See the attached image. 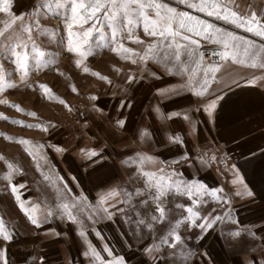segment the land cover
Segmentation results:
<instances>
[{"label": "crops", "instance_id": "obj_1", "mask_svg": "<svg viewBox=\"0 0 264 264\" xmlns=\"http://www.w3.org/2000/svg\"><path fill=\"white\" fill-rule=\"evenodd\" d=\"M169 1L173 2V6L178 10L200 16L222 29L253 41L255 45L264 44V37L218 20L216 17H210L206 12L201 13L198 9L189 8L187 4L181 5L178 0ZM249 4L255 8L260 7L259 0H236V5L241 11H246ZM199 39L200 51L206 47L222 50L219 44L202 37ZM181 59L187 63L188 71L173 68L169 72L163 65L149 60L146 65L139 63L133 67L125 65L116 81L110 79L111 84L103 81L102 88H98L100 91L93 92L98 98L97 107L102 109L103 114L93 109L92 95L76 128V137L68 140L71 146L62 142L55 144L67 149L66 152L53 150V158L57 163V167H54L55 175L64 178L58 185L63 191L62 184L67 183L73 193L83 191L93 202L99 191L97 185L102 181L119 185L126 190L142 188L141 184H132L133 186L131 183L128 184V181L132 180L130 178L132 170L138 172L135 154L151 155L163 161V164H145L146 170L156 171L160 167L168 171L175 169L177 173L182 172L185 179L199 180L210 187H222L224 192L232 197L230 207L213 202L209 197H205L209 200L208 204L195 206L203 215L213 212L225 216L222 222L217 223L207 233H200L199 229L188 230L184 224L180 226L182 236H192V240L187 243L197 253L188 258L189 262L249 264L251 258L256 257L254 264H260L264 260L261 255L264 253V240L260 239L264 237V79H260L264 77V69L237 65L231 61L216 62L221 64V69L217 73V81L212 82L207 99L197 97L187 88L181 89L178 95L167 92L161 95L157 89L178 88L188 80L191 69L196 67L193 60L186 55H182ZM169 66L171 67V64ZM145 67L147 71L141 72ZM205 67L204 64L199 66L197 79L203 78ZM149 72H155L156 76L149 75ZM129 74L135 77V82L127 80ZM253 76L257 79L254 83H249ZM95 89L97 90V87ZM218 90L223 99L217 103L212 117L209 118L208 114L203 112L202 105L207 103L208 99L214 98ZM198 108L200 110L196 111ZM173 111L179 115L169 118ZM185 114L192 118L191 123L184 120ZM120 116L128 118L127 127L124 129L114 127V120ZM144 129L148 131L143 134L144 138H141ZM175 133L183 136V144L170 143L168 137ZM209 139L220 141L232 157V163L221 173L212 172L207 164L200 163L199 150ZM102 146L107 148L105 155L110 156L108 165L97 169L96 172L86 173L85 169L90 166L85 163L80 149L93 147L99 149ZM181 153L191 158V166L187 162L174 163L182 158ZM125 156L127 160H124ZM231 165H235L239 170L244 183L253 191V197L234 195L237 188L232 184L234 176ZM73 176L78 178V184L72 180ZM49 187L47 189L55 191L53 199L42 190L37 191L38 189H34L30 184H25L20 194L26 203L35 202L41 208L45 205L54 206L58 203L57 187L52 185ZM5 195V200L0 202V217H3L9 226L15 227L14 240L6 245L9 264H40L41 256L45 257L46 264H88L87 258L82 255L84 238L78 235L74 225L53 219L40 228H35L27 221L14 197L11 198L10 192H6ZM8 198L12 202H8ZM182 198V202H174V195L169 193L165 206L170 209L176 205L192 206L187 196ZM147 206L155 211V205L151 201ZM181 209L180 214H174L171 218L186 215L183 208ZM225 212H230V216L225 215ZM85 223L88 228V239L101 251L105 259L112 258L103 252V245L107 243L113 251V256H124L127 264H146L149 258L143 254L142 245L151 242V239L147 236L144 240L132 238L129 225L119 214L113 221L101 220L94 226L102 233L103 240L95 235L89 222ZM162 223L167 224L166 229L160 230L158 223L157 236L164 235L169 227L167 221ZM52 228L67 235L56 237L49 233ZM235 229L241 230L240 237L234 235ZM244 229L255 232L256 239L243 232ZM197 235L203 236L198 244ZM177 260L179 264H185L180 256H177Z\"/></svg>", "mask_w": 264, "mask_h": 264}, {"label": "snow or ice", "instance_id": "obj_2", "mask_svg": "<svg viewBox=\"0 0 264 264\" xmlns=\"http://www.w3.org/2000/svg\"><path fill=\"white\" fill-rule=\"evenodd\" d=\"M178 3L187 4L189 8L198 9L201 13L206 12L210 17H216L218 20L226 21L238 28L264 37V0H259V8H255L251 4L247 5L246 11L240 10L236 5V0H178ZM0 13H5L10 17L4 22L3 27H0V56H10L11 66L20 76L18 82L9 78L6 72L7 66L3 60H0V92H3L5 88H15L18 83H27L31 67L30 60L34 61L37 69L46 67L53 62L50 58H46L47 49L38 46L37 42L47 36L50 38L49 43H56L61 26L67 34V50L79 57L75 60L78 67L83 63L84 58L93 52L90 43L93 33L97 30L104 32L105 24L110 33L108 43L111 45V51L124 60H130L132 64L146 65L147 61L152 60L163 65L169 72L173 68L188 71L187 63L181 57L186 55L192 59L196 67L191 69L188 80L178 88L157 89L161 95L166 92L178 95L181 89L187 88L197 97L207 99L212 82L217 81V73L221 69V64L208 63L203 69V78H196L199 66L204 64V53L199 50L201 42L199 38L201 37L222 46V50L219 52L222 62L231 61L237 65L264 69V44L255 45L253 41L247 40L235 32L222 29L200 16L178 10L177 7L165 0H32L30 9L19 15L12 13V0H0ZM53 17L59 21V24L51 26L42 23L43 20ZM141 26L143 32L153 38L151 42L146 43L135 34L137 28ZM125 38L134 43L145 45L143 51L140 52L136 48L126 46L123 43ZM63 42V40L60 41V43ZM83 71L88 73L90 69L84 67ZM144 71H147L146 67L141 69V72ZM93 75L109 84L112 83L109 77L101 75L99 72H94ZM149 75L156 76V73L149 72ZM256 79L257 77L253 76L248 82L254 83ZM260 79H264V77H260ZM127 80L135 82V77L129 74ZM220 82L223 83V81ZM232 82L235 83L234 80ZM39 87L50 92L46 84H40ZM73 91H76L74 86ZM91 99L94 101L93 109L103 114L102 109L97 107L98 98L93 95ZM221 99L223 97L218 90L214 98L208 99L207 103L202 105L203 112L207 113L209 118L212 117L213 110L216 109L217 103ZM61 102L63 103V101ZM0 103H6V101H0ZM12 106L22 110L18 104ZM66 107L71 111L70 106L66 105ZM199 110V108L196 109V111ZM29 114L36 115L35 112ZM177 115L179 113L173 111L169 114V118ZM0 118L9 119L3 113H0ZM184 120L192 122V118L187 114L184 115ZM16 122L25 123L22 120ZM127 124L126 116H120L114 120L116 129H124ZM50 126V124L41 123L28 125V127L42 128L43 131H48ZM85 126H87V121H85ZM147 131V129L143 130L141 138H144L143 134ZM0 135L7 134L0 133ZM168 139L171 144L184 143V138L180 133L171 134ZM20 143L28 146L26 151L36 161L38 170L43 167L40 163L41 160L47 164L46 156L37 155L41 145L24 138L20 139ZM52 147L57 152L67 151L58 145H52ZM106 152L107 148L103 146L99 149L81 148L80 153L84 157L85 163L90 166L85 169V172H96L97 169L108 165L110 156H106ZM135 156L137 171L144 178V187H137L134 192H131L119 185L102 181L97 185L99 191L95 202L89 200L83 191L78 194L73 193L72 188L67 183H63V191L60 187L56 189L58 203L54 206L45 205L41 208L39 204L32 201L26 203L22 198L20 190L25 187L24 183H13L14 174L21 171L17 166L10 162L7 163L9 171L4 174L3 178L8 181L7 190H10L19 209L32 226L40 228L53 219L67 221L75 226L78 235L84 238L82 255L87 258L88 264H127L124 256H113V251L107 243L103 245V252L112 258L105 259L101 251L88 239V228L85 221L93 226L92 230L95 235L103 240L102 233L94 226L101 220L113 221L117 214L123 217L124 222L129 225L132 238L144 240L147 236L151 239V242L142 245L143 254L149 258L146 260V264H179L177 256H180L185 264H195L194 261L189 262L188 260L189 257L197 254L187 243L192 240V236H182L179 231L180 226L184 224L188 230L199 229L200 233H207L217 223L222 222L225 216L213 214V212L203 215L202 211L195 206L208 204L209 200L205 197H209L213 202L230 207L231 195L224 192L222 187H210L199 180L185 179L183 173H177L175 169L168 171L164 167H160L156 171L146 170L145 164H163V161L146 154H135ZM181 157L174 163L187 162L191 166L192 161L189 156L181 153ZM127 159L125 156L124 160ZM209 159L215 160L216 156L213 155ZM124 160L121 162L124 163ZM200 163L210 166L209 160H205L203 157H200ZM230 167L233 169L234 176L232 184L237 188L234 195L253 197V191L244 183V178L236 166L231 165ZM41 174L45 181H52L50 173L41 172ZM63 179L62 176L56 177L58 182H62ZM72 180L79 183L76 176H73ZM169 193L187 196L191 200L192 206L176 205L177 209L183 208L186 215L176 219L171 218L174 215L173 211L166 208L163 200ZM134 196L144 197L139 201L141 206L148 205L151 201L155 205V214L135 210L136 205L132 203ZM129 208L134 210V217L128 215ZM225 215L230 216V212H225ZM165 221L168 222L169 227L164 235L157 236L156 225ZM243 232L256 239L255 232L248 229H244ZM14 233L15 227L9 226L5 219L0 217V244L3 245L0 246V264H9L6 245L14 240ZM49 233L56 237L67 235L55 228L50 229ZM234 235L240 237L241 230L235 229ZM202 239V235H197V244ZM260 239L264 240V237H260ZM261 255L264 257V253ZM39 260L40 264H46L44 256H41ZM255 261L256 257H252L249 264H254ZM260 264H264V260Z\"/></svg>", "mask_w": 264, "mask_h": 264}, {"label": "rangeland", "instance_id": "obj_3", "mask_svg": "<svg viewBox=\"0 0 264 264\" xmlns=\"http://www.w3.org/2000/svg\"><path fill=\"white\" fill-rule=\"evenodd\" d=\"M165 2L173 6V2H168V0H165ZM31 3L32 0H12V13L19 15L21 12L30 9ZM9 19L10 17L7 14L0 13V27H3L4 22ZM42 23L55 26L59 24V21L53 17L43 20ZM97 27L99 29V25ZM104 28V32L97 30L93 33L90 38L93 52L84 58L83 63L79 67L75 64V60L79 59V57L67 50V34L63 31L62 26L60 34L56 38V43H49L50 38L47 36L42 37L37 42L38 46L47 49L46 58H50L53 62L46 67L37 69L34 61L30 60L31 67L27 83H18L17 87L5 88L3 92H0V101H6V103H0V113L9 118H0V133L7 134L0 135V202L5 200L6 192H10V190H7L8 181L3 178L4 174L9 171L7 167L9 162L21 170L14 174L13 183L30 184L34 189H38L37 191L41 192L40 190H42V192L48 194L50 199H53L55 191L49 190L47 187L50 188L49 185L59 187V182L56 180L58 176L55 175L56 169L54 167H57V163L53 158L54 148L52 145L57 144L56 142H62L67 146H71L68 140H73L76 137V128L85 113L86 106L90 103V97L94 91L99 92L100 89L98 88H102L104 85L103 80H100L93 73L99 72L101 75L116 81L122 69H125V65L135 66L130 60H124L111 51V45L108 43L110 33L106 24ZM135 34L140 36L146 43L153 39L143 32L142 26L137 28ZM61 40L64 42L60 43ZM123 43L132 48H136L137 45L136 49L140 52L145 47L143 44L134 43L126 38ZM105 44L108 46L105 47ZM29 48L31 49V46ZM0 60H3L7 66L8 77L18 82L20 76L15 73V69L11 66V57L0 56ZM126 61L128 63L125 64ZM204 65L207 64L204 63ZM84 67H88L90 71L85 73L83 71ZM40 84L48 85L50 92L42 90L39 87ZM73 86L76 91H73ZM96 87L97 90L95 89ZM13 104L20 105L22 110L13 107ZM66 105L71 107V111ZM32 112H35L36 115L29 114ZM20 120L25 121V123L16 122ZM38 123L50 124L51 126L48 131H43L42 128L28 127L29 124ZM21 138L28 139L42 146L38 149L37 155L46 156L48 162L44 164V161L41 160L40 163L43 165L41 169H37L36 161L26 151L28 146L20 143ZM41 172L50 173L52 181H45ZM130 178L132 180L131 182L128 181V184L131 183V186H133L132 184H141L144 187V178L139 172L132 170ZM48 183L50 184L48 185ZM128 191L134 192L135 189ZM171 195L175 197L174 202H182L183 198L181 195L175 193H171ZM10 196L11 198L13 197L12 195ZM141 198L142 196L133 197L132 203L136 205L135 210H140L142 213H152L153 209L151 207L139 204ZM166 198L167 196L163 198L164 202H166ZM10 201L11 199L8 198V202ZM171 210L173 214L178 215L182 209L174 207ZM153 213L155 214V211ZM128 215L134 216L132 208H129ZM166 226V223L158 224V227L161 228L160 230L166 229Z\"/></svg>", "mask_w": 264, "mask_h": 264}, {"label": "built area", "instance_id": "obj_4", "mask_svg": "<svg viewBox=\"0 0 264 264\" xmlns=\"http://www.w3.org/2000/svg\"><path fill=\"white\" fill-rule=\"evenodd\" d=\"M221 49L215 47H208L203 49L204 53V63L219 62V52ZM199 155L205 160H209V169L213 172L221 173L226 170V168L232 163V157L226 151L224 145L216 140H207L199 150ZM216 156L215 160H210L211 156Z\"/></svg>", "mask_w": 264, "mask_h": 264}]
</instances>
